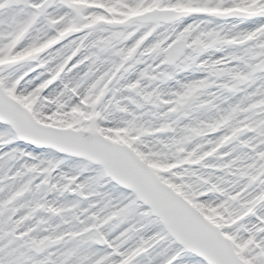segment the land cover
I'll use <instances>...</instances> for the list:
<instances>
[{
    "label": "snow or ice",
    "instance_id": "obj_1",
    "mask_svg": "<svg viewBox=\"0 0 264 264\" xmlns=\"http://www.w3.org/2000/svg\"><path fill=\"white\" fill-rule=\"evenodd\" d=\"M0 264H264V0H0Z\"/></svg>",
    "mask_w": 264,
    "mask_h": 264
}]
</instances>
